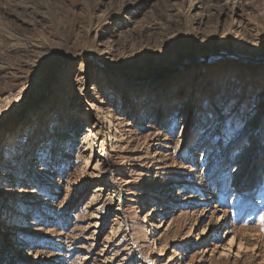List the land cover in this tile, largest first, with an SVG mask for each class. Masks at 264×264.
<instances>
[{
  "label": "rangeland",
  "instance_id": "rangeland-1",
  "mask_svg": "<svg viewBox=\"0 0 264 264\" xmlns=\"http://www.w3.org/2000/svg\"><path fill=\"white\" fill-rule=\"evenodd\" d=\"M0 264H264V0H0Z\"/></svg>",
  "mask_w": 264,
  "mask_h": 264
},
{
  "label": "bare ground",
  "instance_id": "bare-ground-1",
  "mask_svg": "<svg viewBox=\"0 0 264 264\" xmlns=\"http://www.w3.org/2000/svg\"><path fill=\"white\" fill-rule=\"evenodd\" d=\"M145 126V125H144ZM147 127L146 128H148V129H151V130H153L154 128L151 126V123L149 122V123H147V125H146ZM208 128V126L205 128V129H207ZM88 137V136H87ZM90 138V137H89ZM87 140V139H86ZM88 141V140H87ZM84 142H85V140H84ZM90 143V142H89ZM92 144V143H91ZM88 146H89V144H88ZM90 146H92V145H90ZM91 148V147H90ZM17 149V148H16ZM89 149V148H88ZM92 149V148H91ZM92 153V152H91ZM243 154L244 153H242L241 155H239V156H237L235 159L238 161V160H242V159H244L245 158V156L243 157ZM92 158V157H91ZM247 160H245L244 162H246ZM87 163V162H86ZM96 168V167H95ZM239 171H237V173H238ZM94 196V195H93ZM152 229H160V226L158 227V228H156V227H152ZM154 232V231H153ZM240 248H241V246H239L238 247V250L239 251H241L240 250ZM161 251H159V253H160ZM161 255L160 256H162V252L160 253Z\"/></svg>",
  "mask_w": 264,
  "mask_h": 264
}]
</instances>
